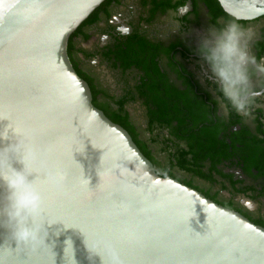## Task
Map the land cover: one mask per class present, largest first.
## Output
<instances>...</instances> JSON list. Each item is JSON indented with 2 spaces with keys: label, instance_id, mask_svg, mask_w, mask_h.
Returning a JSON list of instances; mask_svg holds the SVG:
<instances>
[{
  "label": "water",
  "instance_id": "water-1",
  "mask_svg": "<svg viewBox=\"0 0 264 264\" xmlns=\"http://www.w3.org/2000/svg\"><path fill=\"white\" fill-rule=\"evenodd\" d=\"M103 1L8 0L0 11V161L5 172L23 169L24 147L54 223L47 244L17 245L0 228V260L68 264L69 241L74 264H103L102 255L120 264H264V226L161 174L94 102L69 42ZM219 1L235 16L264 14V0ZM5 191L0 181V207Z\"/></svg>",
  "mask_w": 264,
  "mask_h": 264
},
{
  "label": "flooded vegetation",
  "instance_id": "flooded-vegetation-1",
  "mask_svg": "<svg viewBox=\"0 0 264 264\" xmlns=\"http://www.w3.org/2000/svg\"><path fill=\"white\" fill-rule=\"evenodd\" d=\"M219 0H104L71 35L69 54L94 102L119 120L158 171L264 226V97L251 119L225 115L196 55ZM264 57V14L243 18Z\"/></svg>",
  "mask_w": 264,
  "mask_h": 264
},
{
  "label": "clouds",
  "instance_id": "clouds-1",
  "mask_svg": "<svg viewBox=\"0 0 264 264\" xmlns=\"http://www.w3.org/2000/svg\"><path fill=\"white\" fill-rule=\"evenodd\" d=\"M7 3L8 0H0V11ZM241 19L243 17L234 16L222 25H209L197 36L195 52L207 70L205 77L214 85L219 108L225 115L235 113L247 120L253 117L258 98L264 97V57H258L253 50L258 40L257 31L241 24ZM16 153L24 164L23 169L11 165L5 172L0 161V181L6 187L0 207V228L8 229L17 245L47 244L48 227L54 223L44 218V196L37 174L25 159L24 147ZM34 173L35 178L30 179ZM67 243V261L74 264L71 245ZM102 259L103 264H120L114 255L108 260L102 255ZM0 264H4L3 260Z\"/></svg>",
  "mask_w": 264,
  "mask_h": 264
},
{
  "label": "trees",
  "instance_id": "trees-1",
  "mask_svg": "<svg viewBox=\"0 0 264 264\" xmlns=\"http://www.w3.org/2000/svg\"><path fill=\"white\" fill-rule=\"evenodd\" d=\"M113 119V118H112ZM114 121H116V122H118L119 120H117V119H113ZM119 123V122H118ZM121 124V123H120ZM123 125V124H122ZM124 126V125H123ZM125 127V126H124ZM142 149V148H141ZM143 150V149H142ZM146 154V153H145Z\"/></svg>",
  "mask_w": 264,
  "mask_h": 264
}]
</instances>
